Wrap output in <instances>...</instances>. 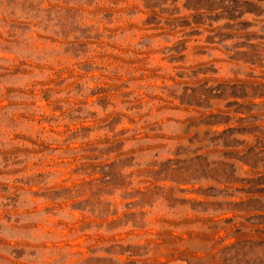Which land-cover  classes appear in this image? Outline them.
I'll return each mask as SVG.
<instances>
[{
  "label": "rangeland",
  "instance_id": "1",
  "mask_svg": "<svg viewBox=\"0 0 264 264\" xmlns=\"http://www.w3.org/2000/svg\"><path fill=\"white\" fill-rule=\"evenodd\" d=\"M5 3L0 264H264V0Z\"/></svg>",
  "mask_w": 264,
  "mask_h": 264
},
{
  "label": "clouds",
  "instance_id": "2",
  "mask_svg": "<svg viewBox=\"0 0 264 264\" xmlns=\"http://www.w3.org/2000/svg\"><path fill=\"white\" fill-rule=\"evenodd\" d=\"M37 4H39L40 11L39 15L35 17L34 23L41 24V31H44V27H47V33L48 35H53L55 36L58 32H60V25L58 23V17L56 14L51 13V19H49V13L46 11L49 7V0H35ZM55 2V0H53ZM169 5H171L172 0H168ZM184 0H178L179 5H183ZM241 3H243V0H241ZM168 5H166L167 7ZM10 9L7 7L6 3L3 7H0V12H8ZM239 12H243V15H239ZM238 12L240 20H246V19H251L253 17V13L247 11L245 8H241ZM79 35V33H74L73 35L69 36L68 39H74L75 36ZM3 41H0V44H2ZM226 43L231 44L232 41H226ZM58 51H63V48L58 49ZM5 55V53L0 50V56ZM95 133L90 134L87 138L85 139H91L94 138ZM185 146L187 147V142H184ZM136 144L135 142L133 143H125L123 148L121 149L122 152L127 153L129 150L133 147H135ZM172 147V146H170ZM156 151H159L158 149ZM156 151H152L150 153H141V152H136L135 153V159L132 160L130 165H125L119 167L118 171L120 176L124 178L125 181H131V184L127 188H114L113 192L114 195L109 197L105 196L102 197V199H116L119 198L124 192H133L136 188L140 187V181L145 180L147 178V173L144 175H141L140 173L149 167L150 163L153 160H164L167 159L168 156H170L172 153L171 152H166L163 156H157ZM174 151V147H173ZM115 159V162H119L120 160H124L123 157L121 158H113ZM3 165V157H0V168H2ZM11 227V225H9ZM3 236V232H0V237Z\"/></svg>",
  "mask_w": 264,
  "mask_h": 264
}]
</instances>
